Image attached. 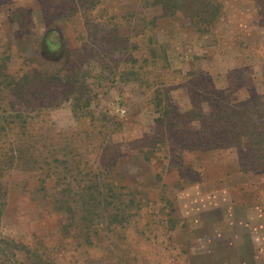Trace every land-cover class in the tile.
Here are the masks:
<instances>
[{
	"label": "rangeland",
	"instance_id": "rangeland-1",
	"mask_svg": "<svg viewBox=\"0 0 264 264\" xmlns=\"http://www.w3.org/2000/svg\"><path fill=\"white\" fill-rule=\"evenodd\" d=\"M237 173L264 205V0H0V264H264Z\"/></svg>",
	"mask_w": 264,
	"mask_h": 264
},
{
	"label": "crops",
	"instance_id": "crops-1",
	"mask_svg": "<svg viewBox=\"0 0 264 264\" xmlns=\"http://www.w3.org/2000/svg\"><path fill=\"white\" fill-rule=\"evenodd\" d=\"M217 183L221 191L218 196L220 198L226 197L230 206L237 207L242 215H246L244 221L245 232L236 234L232 228L231 216L227 214V211L224 212L223 218L228 232V234L226 233V242L241 241L264 262V205L259 192L252 189V178L246 174L237 173ZM236 249L239 248L236 247ZM214 261L218 264L223 263V260L217 261L216 259Z\"/></svg>",
	"mask_w": 264,
	"mask_h": 264
},
{
	"label": "trees",
	"instance_id": "trees-1",
	"mask_svg": "<svg viewBox=\"0 0 264 264\" xmlns=\"http://www.w3.org/2000/svg\"><path fill=\"white\" fill-rule=\"evenodd\" d=\"M22 56H24V55H22ZM26 56V55H25ZM88 244H92V242H87Z\"/></svg>",
	"mask_w": 264,
	"mask_h": 264
}]
</instances>
